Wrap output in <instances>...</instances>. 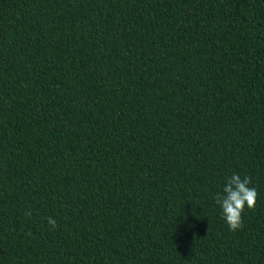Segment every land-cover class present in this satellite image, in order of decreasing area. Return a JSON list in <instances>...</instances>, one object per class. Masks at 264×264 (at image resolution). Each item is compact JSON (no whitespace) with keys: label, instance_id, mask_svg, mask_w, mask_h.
Instances as JSON below:
<instances>
[{"label":"trees","instance_id":"trees-1","mask_svg":"<svg viewBox=\"0 0 264 264\" xmlns=\"http://www.w3.org/2000/svg\"><path fill=\"white\" fill-rule=\"evenodd\" d=\"M0 264H264V0H0Z\"/></svg>","mask_w":264,"mask_h":264},{"label":"clouds","instance_id":"clouds-1","mask_svg":"<svg viewBox=\"0 0 264 264\" xmlns=\"http://www.w3.org/2000/svg\"><path fill=\"white\" fill-rule=\"evenodd\" d=\"M251 183V177H241L238 173L234 172L226 178L221 191L214 195L215 203L220 206L222 218L229 226L230 231L234 232L242 229V213L245 206L254 208L256 205L258 192L254 187L250 186ZM26 216H31V212H27ZM47 219L52 227L57 226L54 218L48 217Z\"/></svg>","mask_w":264,"mask_h":264}]
</instances>
